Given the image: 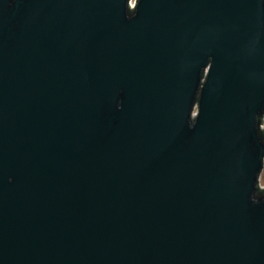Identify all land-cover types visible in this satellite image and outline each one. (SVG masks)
<instances>
[{
  "label": "water",
  "instance_id": "water-1",
  "mask_svg": "<svg viewBox=\"0 0 264 264\" xmlns=\"http://www.w3.org/2000/svg\"><path fill=\"white\" fill-rule=\"evenodd\" d=\"M264 0H0V264H264Z\"/></svg>",
  "mask_w": 264,
  "mask_h": 264
},
{
  "label": "built area",
  "instance_id": "built-area-1",
  "mask_svg": "<svg viewBox=\"0 0 264 264\" xmlns=\"http://www.w3.org/2000/svg\"><path fill=\"white\" fill-rule=\"evenodd\" d=\"M135 6V0H129V7L130 8H133ZM260 129L262 130H264V116L262 117V119H261V124H260ZM259 186H260V184H259ZM261 187V186H260Z\"/></svg>",
  "mask_w": 264,
  "mask_h": 264
},
{
  "label": "rangeland",
  "instance_id": "rangeland-1",
  "mask_svg": "<svg viewBox=\"0 0 264 264\" xmlns=\"http://www.w3.org/2000/svg\"><path fill=\"white\" fill-rule=\"evenodd\" d=\"M259 184L261 187L264 186V167H263V170H262L261 175H260Z\"/></svg>",
  "mask_w": 264,
  "mask_h": 264
}]
</instances>
